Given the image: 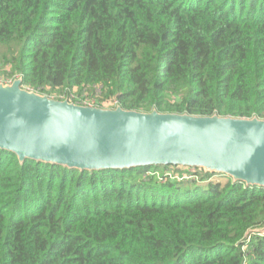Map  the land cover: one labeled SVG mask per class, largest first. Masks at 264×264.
I'll list each match as a JSON object with an SVG mask.
<instances>
[{"label":"trees","instance_id":"16d2710c","mask_svg":"<svg viewBox=\"0 0 264 264\" xmlns=\"http://www.w3.org/2000/svg\"><path fill=\"white\" fill-rule=\"evenodd\" d=\"M16 77L80 105L264 118V0H0V80ZM167 167L189 177L0 149V264H264L246 234L264 187Z\"/></svg>","mask_w":264,"mask_h":264},{"label":"water","instance_id":"95a60500","mask_svg":"<svg viewBox=\"0 0 264 264\" xmlns=\"http://www.w3.org/2000/svg\"><path fill=\"white\" fill-rule=\"evenodd\" d=\"M0 80V149L78 171L180 166L264 187V118L80 105ZM264 235V224L247 231Z\"/></svg>","mask_w":264,"mask_h":264},{"label":"built area","instance_id":"2783aa9c","mask_svg":"<svg viewBox=\"0 0 264 264\" xmlns=\"http://www.w3.org/2000/svg\"><path fill=\"white\" fill-rule=\"evenodd\" d=\"M88 106H92L91 104H86ZM172 177H175V178H178V179H181V178H186V177H189V175L187 173H185L182 177H179L176 173H173V172H167V171H164L161 175H159V179L160 180H165L167 178H172Z\"/></svg>","mask_w":264,"mask_h":264},{"label":"rangeland","instance_id":"374dc122","mask_svg":"<svg viewBox=\"0 0 264 264\" xmlns=\"http://www.w3.org/2000/svg\"><path fill=\"white\" fill-rule=\"evenodd\" d=\"M167 168V167H166ZM166 168H164V170L166 169ZM189 169V172H191L192 173V168H188ZM161 171V170H160ZM167 172H173V169H167L166 170ZM159 174L160 173H155V174H153V176H155V177H158L159 176ZM178 175V174H177ZM184 175V174H183ZM183 175H178L179 177H182ZM191 193V192H190Z\"/></svg>","mask_w":264,"mask_h":264},{"label":"flooded vegetation","instance_id":"af4514ba","mask_svg":"<svg viewBox=\"0 0 264 264\" xmlns=\"http://www.w3.org/2000/svg\"><path fill=\"white\" fill-rule=\"evenodd\" d=\"M167 169H169V170H170V168H168V167H167V168H166L164 171H166Z\"/></svg>","mask_w":264,"mask_h":264}]
</instances>
